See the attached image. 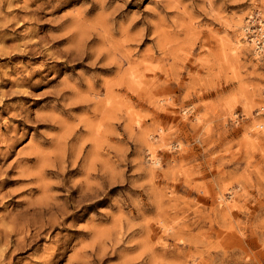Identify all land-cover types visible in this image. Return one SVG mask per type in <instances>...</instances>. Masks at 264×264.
I'll list each match as a JSON object with an SVG mask.
<instances>
[{"label":"rangeland","instance_id":"1","mask_svg":"<svg viewBox=\"0 0 264 264\" xmlns=\"http://www.w3.org/2000/svg\"><path fill=\"white\" fill-rule=\"evenodd\" d=\"M254 11L0 0V264H264Z\"/></svg>","mask_w":264,"mask_h":264},{"label":"built area","instance_id":"2","mask_svg":"<svg viewBox=\"0 0 264 264\" xmlns=\"http://www.w3.org/2000/svg\"><path fill=\"white\" fill-rule=\"evenodd\" d=\"M263 24V14H260V11H254L247 17L246 25L244 27L247 36H249L251 40L252 38L256 39L257 37V46L261 48V50H259V54L262 55V57H264V29H262Z\"/></svg>","mask_w":264,"mask_h":264}]
</instances>
